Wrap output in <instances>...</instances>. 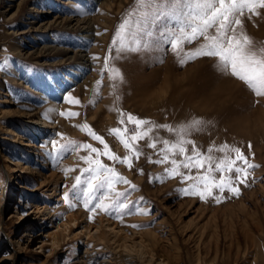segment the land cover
<instances>
[{
  "label": "rangeland",
  "instance_id": "rangeland-1",
  "mask_svg": "<svg viewBox=\"0 0 264 264\" xmlns=\"http://www.w3.org/2000/svg\"><path fill=\"white\" fill-rule=\"evenodd\" d=\"M135 8V0H0V264H122L127 258L150 264V257L163 264H264V96L220 72L216 57L181 65L165 44L148 52L118 51L123 43L116 36L119 25ZM256 11L259 15L245 10L239 18L243 33L258 49L264 46V8ZM76 18L94 19L93 27H76ZM49 20L48 26L38 27ZM236 31L239 34L241 26ZM209 32L215 34L214 29ZM205 43L200 37L183 47L189 51ZM64 49L70 52L64 54ZM109 49L108 67L122 71V82L105 70ZM69 96L80 104L68 103ZM69 110L80 115H60ZM120 110L173 127L202 118L210 123L185 137L194 140L201 153L227 143L240 147L257 167L250 170L247 186L240 185L239 196L226 191L227 199L220 203L211 197L202 200L180 191L195 181L166 175L171 154L167 163L150 162L161 158L164 145L157 143L153 149L146 138L139 141L142 154L138 160L133 157L131 168L97 157L137 187L118 182L113 191L101 188L93 195H107L109 203L116 199L115 192H125L129 207L112 214L90 212L84 207V188L92 173H82L89 165L80 159L88 150L57 153L51 140L103 149L78 127L86 122L120 157L130 155L109 131L123 127ZM42 119L53 121L52 126L41 129ZM133 128L129 125L130 131ZM151 136L177 139L166 129H155ZM187 148L191 155L192 145ZM210 155L215 167L219 159L234 158L235 153L214 150ZM51 171L55 174L40 185ZM206 171L194 168L191 174ZM77 176L82 183L73 190ZM65 193L72 194L76 207H69ZM72 212L79 213L77 225L52 249L47 232ZM87 224L90 232L81 234Z\"/></svg>",
  "mask_w": 264,
  "mask_h": 264
},
{
  "label": "snow or ice",
  "instance_id": "snow-or-ice-1",
  "mask_svg": "<svg viewBox=\"0 0 264 264\" xmlns=\"http://www.w3.org/2000/svg\"><path fill=\"white\" fill-rule=\"evenodd\" d=\"M136 8L119 25L116 33L117 39L122 41L118 51H152L160 44H165L177 55L181 65L200 57L218 58L217 68L222 73H230L236 78L244 81L257 96H264V46L258 49L253 46L249 36L242 31V20L239 18L245 12H254L257 8H264V0H135ZM237 26H241V32L236 31ZM215 30V34L209 32ZM203 37L206 41L200 47L185 51L183 45ZM117 41H114V44ZM112 49H109V57L105 58V70L112 73V79L123 81V73L117 67L109 68ZM99 60V56L94 57ZM68 103L80 104L76 97L69 96ZM60 115H67L68 118L80 115L76 111L60 112ZM121 119L119 123L123 127L110 129V134L118 137L120 142L130 155L120 157L105 140L86 122L78 125L82 130L94 140L103 145V149L94 147L90 143L68 140L60 143L58 140H51L53 149L57 152L78 151L81 148L88 150V155L80 157L88 163V167L82 169V173H92L86 180L84 188V207L95 213L100 209L112 214L116 208L127 209L129 202L125 192H115L116 199L105 203L108 196L104 195L96 198L93 194L101 189L107 188L113 191V185L118 182L131 185L132 189L137 186L121 175L112 166L104 164L97 157L104 156L114 163L126 164L129 168L133 166V157L137 160L142 154L139 141L149 139V147L156 149L157 143L164 145L159 151L162 154L160 159L150 160L151 163L164 164L169 162V154L172 155V167L165 170L169 178L179 175L184 181L193 180L194 183L181 189L184 195L198 196L202 200L213 198L217 203L227 199L224 193L227 191L234 196L241 194L240 185L247 186L250 170L257 167L249 163L248 157L240 147H232L227 143L219 147H209L207 154L201 153L196 147L194 140L186 139L192 131H198L206 125L207 121L202 118H193L189 122L173 127L169 124H157L149 119L140 118L132 113H125L120 110ZM125 118L127 123L125 122ZM129 125L134 128L130 131ZM155 129H166L170 133H176L177 139L169 141L167 139H157L151 136ZM57 135L63 136L62 133ZM192 145V153L188 154L187 145ZM251 148V143L248 145ZM235 153L234 158L225 155L219 159L213 167L214 157L210 155L213 151ZM94 154V155H93ZM176 154L183 156L182 160H176ZM188 169L185 174L179 169ZM204 174H191L192 169H204ZM68 168L66 171H72ZM220 173L217 177L215 173ZM235 173V175H233ZM142 174V170H141ZM160 182H163L162 180ZM82 183V176H77L73 184L75 190ZM71 193H65L64 199L69 202V207H76L72 202ZM123 198V199H122ZM96 200L95 204L91 201ZM139 227V225H133Z\"/></svg>",
  "mask_w": 264,
  "mask_h": 264
},
{
  "label": "bare ground",
  "instance_id": "bare-ground-1",
  "mask_svg": "<svg viewBox=\"0 0 264 264\" xmlns=\"http://www.w3.org/2000/svg\"><path fill=\"white\" fill-rule=\"evenodd\" d=\"M17 8H19V7H17ZM67 21H70V19H67ZM50 22H51L50 20L49 21H46V22H43V23L41 22V24L38 27H41V26L46 27V26H48L50 24ZM60 22H64V18H62L60 20ZM93 23H94V19H92V18H90V19H87V18H76L75 19V25H76V27H79V28H85L86 27V28H90L91 29L93 27ZM46 47H47V44H44L42 48H46ZM29 51H33V50L30 49ZM63 52H64V54H68L70 51H68V49H64ZM72 56L76 57L77 56V52L75 51ZM61 91H63V90H61ZM33 119L35 120V117H33ZM37 120H39V119L37 118ZM52 123H53V121H51L49 119H44V120L42 119L41 120L40 127L42 126L43 128H41V129L44 130V128H48V127L52 126ZM22 167L23 168H26L23 165H22ZM54 174H55L54 171H51V172L46 173L42 177V179L40 180V185L46 184V181L48 180L49 176H52ZM53 192H55V189H54ZM57 194H60V193H57ZM23 215L24 214L22 213L21 216H23ZM78 216H79V213L78 212L77 213H74V212L67 213L64 218L59 219L58 223L55 225V227H54L53 230L47 232V234H46L47 237L45 238V240H47V239L49 240V243H50L52 249L59 247L60 241L62 239L61 236H63L65 233H67V231H69V229L71 228L72 225H77V223H78ZM90 227L91 226L88 225V224L87 225H84V228H81L79 232L81 234L82 233L88 234L90 232ZM99 227H100V225H96V229H99ZM119 230L120 229H118L115 232L116 235H118L117 232L119 233ZM43 244H40L39 247H43ZM137 245H139V248H140L139 255L142 257V259H144L145 258L144 256H146L145 255L146 254V251H145V249L143 247V243L142 242H139ZM118 246H122V244H118ZM126 247L128 249L129 248V245L128 244L127 245H124V247H123L124 250L123 251L126 250ZM148 262L150 264H163V263H161V261H157V260L153 259L152 257L149 258ZM100 263H102V262H100ZM122 264H144V262H142V260L139 261V259L135 260V259H132V258H127V259L124 260V262Z\"/></svg>",
  "mask_w": 264,
  "mask_h": 264
}]
</instances>
